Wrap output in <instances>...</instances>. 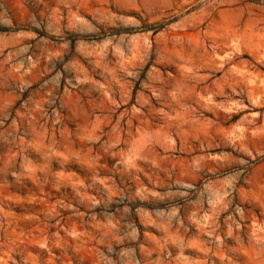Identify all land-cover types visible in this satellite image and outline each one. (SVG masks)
<instances>
[{"label":"rangeland","instance_id":"obj_1","mask_svg":"<svg viewBox=\"0 0 264 264\" xmlns=\"http://www.w3.org/2000/svg\"><path fill=\"white\" fill-rule=\"evenodd\" d=\"M0 264H264V0H0Z\"/></svg>","mask_w":264,"mask_h":264}]
</instances>
